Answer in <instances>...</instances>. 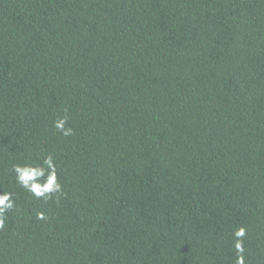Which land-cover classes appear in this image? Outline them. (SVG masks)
<instances>
[{
  "label": "trees",
  "instance_id": "16d2710c",
  "mask_svg": "<svg viewBox=\"0 0 264 264\" xmlns=\"http://www.w3.org/2000/svg\"><path fill=\"white\" fill-rule=\"evenodd\" d=\"M5 193L0 264H264V0H0Z\"/></svg>",
  "mask_w": 264,
  "mask_h": 264
},
{
  "label": "clouds",
  "instance_id": "9594fccd",
  "mask_svg": "<svg viewBox=\"0 0 264 264\" xmlns=\"http://www.w3.org/2000/svg\"><path fill=\"white\" fill-rule=\"evenodd\" d=\"M66 120L59 119L55 122L54 127L62 132L64 136H70L73 134L71 128L65 127ZM48 169L51 171L47 172L46 180L41 183L42 178L45 177L46 170L43 167H36L31 165H14L12 171L15 173L16 183L33 193L37 197H44L45 199L50 198L51 194L58 193L61 191V185L57 181V176L54 170V164L52 158L48 157L44 161ZM12 193H5L0 195V228L4 226V216L8 209L13 207ZM39 218L43 219V213L39 214ZM245 230L243 228L238 229L235 232L236 237H243ZM235 247L238 251H243L242 244L237 240ZM237 264H243V258L239 257Z\"/></svg>",
  "mask_w": 264,
  "mask_h": 264
}]
</instances>
